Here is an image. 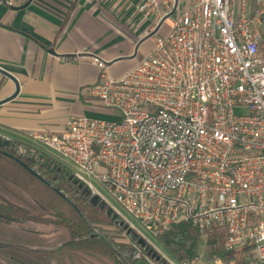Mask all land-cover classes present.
Here are the masks:
<instances>
[{"label": "built area", "instance_id": "2783aa9c", "mask_svg": "<svg viewBox=\"0 0 264 264\" xmlns=\"http://www.w3.org/2000/svg\"><path fill=\"white\" fill-rule=\"evenodd\" d=\"M1 1L16 8L33 0ZM132 15L169 22L170 31L123 77L93 57L101 76L85 93L119 118L75 116L62 134L32 138L108 203L101 182L133 220L111 208L166 264H201V255L162 256L151 240L181 222L224 230L227 251L264 264V0H137ZM101 166L107 172L96 176Z\"/></svg>", "mask_w": 264, "mask_h": 264}, {"label": "crops", "instance_id": "0c3cea01", "mask_svg": "<svg viewBox=\"0 0 264 264\" xmlns=\"http://www.w3.org/2000/svg\"><path fill=\"white\" fill-rule=\"evenodd\" d=\"M136 3L33 0L10 8L0 0V70L12 77L0 71V135L37 149L32 133L60 135L71 117L118 119L85 93L101 76L93 57L123 77L170 31L169 22L156 27L133 16Z\"/></svg>", "mask_w": 264, "mask_h": 264}, {"label": "trees", "instance_id": "16d2710c", "mask_svg": "<svg viewBox=\"0 0 264 264\" xmlns=\"http://www.w3.org/2000/svg\"><path fill=\"white\" fill-rule=\"evenodd\" d=\"M261 44L259 50L264 56ZM68 171L43 151L0 135V223L24 230L32 229L28 224L68 228L71 240L65 246L110 255L114 264H166L144 245V248L116 249L107 239L94 234L92 224L98 218L97 213L94 211L89 220L80 208L88 190L84 191L86 187H80V182L76 183ZM69 194L79 201L72 200ZM88 200L85 197L87 205L91 202ZM221 237L217 228L200 229L190 222L178 223L158 235L160 243L178 260H199V248L205 238L208 261L221 259L228 264H245L247 261H235L236 253L244 250L227 251L219 243ZM5 245L1 243L2 247ZM8 258L14 263L27 264L14 254Z\"/></svg>", "mask_w": 264, "mask_h": 264}, {"label": "rangeland", "instance_id": "374dc122", "mask_svg": "<svg viewBox=\"0 0 264 264\" xmlns=\"http://www.w3.org/2000/svg\"><path fill=\"white\" fill-rule=\"evenodd\" d=\"M186 1L187 0H183L184 3ZM261 51L262 53H264V35L261 44ZM101 108L102 110L107 112L105 115L109 116V112H114V114L117 113L118 115H120L117 110H114L112 108L103 106H101ZM111 120H115V118H111ZM36 147L38 150L43 151L49 157L59 162L61 166L66 167L70 171H68L67 173H70V175L73 176L75 167L69 161H67L57 153L45 148L40 143L37 144ZM105 172H107V169L104 166H101L97 168L95 175L101 176V174ZM94 183L101 195L107 200L108 203L119 209L124 214V216L126 215L129 218V220H133L119 206V204L114 200V198L102 185L101 182L95 180ZM93 196L94 195H88L87 193V195L85 196L89 198L87 202H91H89V205H87L84 197L82 200V203L84 204L80 206L83 212L82 214H84L88 219L91 218V215L92 213H94V211L97 213L98 221L95 219V222H93L92 224L94 230L93 233L107 239L116 249H129L136 246L144 248L143 244L145 243L138 237L135 228L132 229L133 227H130V222L126 220V218L121 216L122 214H116L115 210L111 208L112 206H110L101 198L98 199L99 204L96 205L99 207L97 208L96 205L92 203ZM70 197L72 198V200L79 201V198L77 197H74L72 195H70ZM97 209H99L100 211H98ZM107 210L110 211V214H108ZM135 223L136 225L140 226L138 222ZM28 226L32 229L24 230L13 225L0 223V264H18L14 263V261L8 258L10 254L19 256V258L22 261L27 262V264H114L115 262L114 257L101 252L82 250L65 246V244L71 240V233L68 228L55 229L53 227L35 224H28ZM217 230L222 234L219 243L224 246L226 235L224 236L223 233L225 234V231L222 229ZM151 240L153 241L154 245L162 252V256L164 255L165 257L172 260L176 259L160 243L159 239ZM1 243L6 244L5 247H2ZM199 253L202 256V259L200 261L201 264H207V262L213 264V260L208 261L206 257L207 255L205 254V238H202ZM250 258L251 255L249 254V252L241 251L236 253L235 261L245 262Z\"/></svg>", "mask_w": 264, "mask_h": 264}, {"label": "water", "instance_id": "95a60500", "mask_svg": "<svg viewBox=\"0 0 264 264\" xmlns=\"http://www.w3.org/2000/svg\"><path fill=\"white\" fill-rule=\"evenodd\" d=\"M1 72H3L4 74H6L7 76H9L10 77V75L8 74V73H6V72H4V71H2V70H0ZM10 78H12V77H10ZM15 80V79H14ZM17 83V82H16ZM18 94V83H17V91H16V93H15V95H13V97L12 98H14L16 95ZM11 98V99H12ZM10 100V99H9ZM25 167H27L32 173H36L32 168H30V167H28L27 165H25ZM37 174V173H36ZM75 182L77 183H79V181L77 180V179H75ZM80 187H83V184H81L80 183ZM88 189L87 188H85V190L84 191H87ZM88 193V195L89 194H91V192L90 191H88L87 192ZM99 199V196H97V195H94L93 196V200H98ZM144 245V244H143Z\"/></svg>", "mask_w": 264, "mask_h": 264}, {"label": "flooded vegetation", "instance_id": "af4514ba", "mask_svg": "<svg viewBox=\"0 0 264 264\" xmlns=\"http://www.w3.org/2000/svg\"><path fill=\"white\" fill-rule=\"evenodd\" d=\"M262 31H263V33H264V18H263V20H262ZM92 195V194H91Z\"/></svg>", "mask_w": 264, "mask_h": 264}]
</instances>
